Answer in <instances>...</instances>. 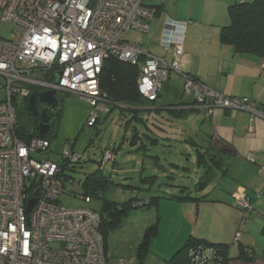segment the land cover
<instances>
[{
    "label": "built area",
    "instance_id": "2783aa9c",
    "mask_svg": "<svg viewBox=\"0 0 264 264\" xmlns=\"http://www.w3.org/2000/svg\"><path fill=\"white\" fill-rule=\"evenodd\" d=\"M157 12L145 0H0V21L12 22L21 32L17 40H4L0 52V80L5 81L0 88L6 91L0 100V264H108L110 258L99 211L60 202L67 181L73 180L65 181L62 162L51 157L52 142L41 135L27 140L17 134L18 99L28 105L29 95L52 89L57 97L79 96L92 107L86 118L92 126L107 108L99 81L104 61L115 56L140 64L138 88L146 98H157L176 72L185 93L209 112L228 108L261 113L248 97L227 96L186 73L183 40L173 35L162 39L165 55H156L125 38L130 30L149 32ZM173 22L186 24L170 17L166 24ZM61 154L70 163L83 159V153L73 150ZM103 156L100 167L114 159L109 149ZM236 198L241 217L247 219L251 197L243 191ZM31 199L35 203L28 213ZM235 235L240 242L241 232ZM191 259L194 264H221L209 249L193 250ZM114 264L126 262L120 258Z\"/></svg>",
    "mask_w": 264,
    "mask_h": 264
},
{
    "label": "crops",
    "instance_id": "0c3cea01",
    "mask_svg": "<svg viewBox=\"0 0 264 264\" xmlns=\"http://www.w3.org/2000/svg\"><path fill=\"white\" fill-rule=\"evenodd\" d=\"M231 1L221 0L218 11L212 13L206 10L199 16L193 11L182 12L178 8L168 12L164 0H161L156 4H161L162 8L158 9L150 26V29L154 30L153 35L147 38L144 33L136 32L129 39L131 42L147 46L156 55H165L161 45L162 39L173 35L183 40V66L186 73L227 96L248 97L252 100L251 105L261 112L256 115L248 109L232 111L228 108H213L209 112L197 105L196 110L186 117L174 118L177 122L179 119H187L190 124L199 126L198 134H193L194 131L188 132L185 127H177L176 133L172 134L168 132L169 126L174 123L177 126L178 123L174 118H168L166 108L181 101L194 99L183 90L184 80L181 74L172 73L170 80L164 83L160 95L156 98V105L148 106L153 110H161L159 115L165 120L162 125L167 126L162 137L183 138L189 141L188 139H193L192 135H199L200 140L194 139V146L201 144L203 150L210 148L219 159H224V165L216 166L213 178L203 188L194 186L197 194H192L193 190L189 186L182 187L196 199L176 200L170 196L186 193L164 192L157 204L148 208L151 211L150 221L141 225L135 239L141 243L149 225L160 218L158 233L152 237L147 249L148 254L151 253L155 257L153 264H169L167 259L174 256L191 236L206 238L213 243L229 244V264H264V171L261 170V165H264V58L250 53H237L232 46L222 43L219 39L221 26L230 21L227 9ZM169 17L181 22L186 21L187 24L184 26L173 22L167 26ZM167 58L171 57L168 55ZM142 110L145 111L146 107ZM155 114L156 111L146 114L147 119H154ZM87 116L88 114H85V118ZM183 123L182 121L181 124ZM186 135H189L188 138H185ZM194 146L189 148L192 150ZM195 170L198 183L202 177V168H198L196 164ZM243 191L253 202V210L247 219L241 217V210L237 205L236 195ZM136 192L143 199L153 197V194L149 195L145 190L141 192L137 189ZM128 193L129 197L133 195ZM127 197L125 200H128ZM128 216L122 226L114 231L125 227ZM239 231L242 234L241 242L254 250L253 262L238 258L241 247L235 241V233ZM108 237L109 235L107 239ZM107 252L110 253L108 264H114L119 256L116 252H111L108 240Z\"/></svg>",
    "mask_w": 264,
    "mask_h": 264
},
{
    "label": "rangeland",
    "instance_id": "374dc122",
    "mask_svg": "<svg viewBox=\"0 0 264 264\" xmlns=\"http://www.w3.org/2000/svg\"><path fill=\"white\" fill-rule=\"evenodd\" d=\"M145 1L152 4L161 2V0ZM235 1L242 2L243 0H233L232 2L234 3ZM220 2L221 0H164V5L168 12L178 8L182 12L193 11L195 14L201 16L206 10H210L212 13L215 10L218 11ZM150 30L149 33H145L147 38L151 37L154 33L152 28ZM136 32L130 30L125 38L131 39ZM20 34L21 32L17 30L16 25L12 22L0 21V52L4 40H17ZM148 49L150 50V48ZM35 76L43 78L46 74L37 73ZM0 83L3 85L5 81L0 80ZM57 95L59 100L61 99L60 103L62 104L63 111L59 119V128L56 129L54 127L52 131L53 135L57 134V136L52 140V144H50L52 149L51 157L60 159L63 150H73L75 153H83V158L87 159L86 161H82V163L76 164L73 168L70 167V170H66V173L74 178L72 182L67 181L65 192L59 198L61 203L70 207H85L96 210L101 208L103 201L100 198L94 197L91 202H87L81 197L82 193H84L83 191H85L83 185L84 179H86L88 173L98 168L105 148L114 149L115 147L117 148L114 153L116 159L115 165L112 164V160H109L103 169V172L114 181L104 190L107 198L115 200V202H122L126 196H130L128 189H138L141 192L145 190L149 195H152L154 192V194L162 196L164 192L166 194L181 193L183 186H189L193 190L192 194L195 193L194 186L199 179L196 178L198 175L195 173L196 151L193 148L192 150L189 148L192 147L190 146L191 142L185 141L183 138H160L156 136L158 142L154 143L150 138H155V133L162 136L164 132H161L162 128L157 127H154L155 133L148 130L145 124L148 112L144 111L140 115L144 117L145 122L134 119L128 122L131 118L130 112H122L120 107H115L108 117L103 119V113L107 112L109 105H106L107 108H104L105 110H100L102 111L100 112L102 123H99L98 127H90L86 124L87 119L85 118V114L89 116L92 107L89 106L87 101L72 94L64 95L63 93H58ZM5 96V89L0 88V100H4ZM16 107L19 123L25 122L30 116L25 113V102L22 99H18ZM174 120L176 121L175 118ZM182 121L184 122L183 124H181ZM182 121L179 119L178 122L176 121L178 123L177 126L175 123L169 126L168 132L173 134L178 130L177 127H185L188 132L194 131L193 134H198L197 129L199 126L190 124V121L187 119ZM163 128L167 129V126H163ZM135 130L139 132L140 137L136 140L137 144L133 145L130 140L133 139ZM66 134L68 135L65 136ZM188 136L186 135L185 138H188ZM192 138L197 141L200 140L199 135H192ZM73 140L75 142L72 145L70 143ZM142 144L147 147L146 150L139 149V146ZM119 146L121 147L119 148ZM154 155H158L159 158L155 159ZM151 174L157 177L153 183ZM149 190L151 192H148ZM134 192L136 191H132V193ZM198 194L200 193L198 192ZM150 213L151 211L144 209V207L133 209L127 217L125 227L109 234L107 239L109 248L111 252L117 253L116 255L119 256L117 259L122 258L128 264H153L152 262L155 260V257L151 253L147 254L143 262L138 259L136 250L140 241L135 239L141 225L144 222L148 223L150 221ZM150 250L154 251L153 248H150Z\"/></svg>",
    "mask_w": 264,
    "mask_h": 264
},
{
    "label": "trees",
    "instance_id": "16d2710c",
    "mask_svg": "<svg viewBox=\"0 0 264 264\" xmlns=\"http://www.w3.org/2000/svg\"><path fill=\"white\" fill-rule=\"evenodd\" d=\"M233 1V0H232ZM230 2L228 6V15L230 17V21L221 26L219 39L222 43L232 46L234 51L240 54L250 53L254 55H258L261 58H264V0H243ZM158 9L162 8V5L156 4ZM140 64H132L131 62L120 60L118 57L110 56L108 59L104 61L103 70L100 74V88L103 93L106 94L107 104L109 105V111L103 113V119L108 117V115L115 109V107H120L122 112H130L131 118L128 120L130 122L132 119L136 121H143L144 117L140 116L144 112L142 110L143 107H146V112L149 113L156 111L154 119L149 117L147 122H145L148 130L152 132L155 131L154 127L162 128L161 132H164L166 128H163L162 125L165 120H163V116L159 115L161 113L160 109L154 110L148 106H155L156 98H146L140 92L138 88V78L140 75ZM197 78V77H195ZM61 100V99H60ZM25 102V109H26ZM197 102L195 100H185L184 102H178L166 108V112L169 119H173L174 117H186L189 113L196 110ZM142 107V108H140ZM25 113L28 114L27 109ZM62 115V114H61ZM97 121L93 127H98L99 123H102V119L97 117ZM151 118V122H150ZM40 117L38 116H29L27 120L19 123V127L17 129V134H19L24 139H29L32 136L40 135L38 133L37 127L40 123ZM127 122V123H128ZM60 120L58 119L55 126L52 127L50 133L46 136L51 142L57 136V134L53 135V128H59ZM164 124V123H163ZM90 126V127H92ZM155 133V132H154ZM146 134V133H144ZM147 135V134H146ZM162 138L161 135L155 133V138H150L152 142L157 143V137ZM140 137V134L137 130L133 134V139L130 140L131 144L136 145L137 139ZM149 137V136H148ZM75 140V139H74ZM73 140L72 144L75 142ZM192 146H194V139H188ZM121 146H119L120 148ZM213 148V147H212ZM111 150L114 155V159L111 161L112 164L115 165V152L117 148H107ZM139 149L146 150L147 147L145 145L139 146ZM194 150L196 151V159L195 164H197L198 168H202V177L200 181L195 184V187L201 189L211 179L213 178V171L216 166L224 165V159L217 157L218 155L212 153L210 148H205L203 150V146L200 144L198 146H194ZM106 151V148H105ZM60 162H62L63 171L62 173L65 175V181L69 178H74L73 176L66 173V170L70 167H75L76 164L82 163V161H86L87 159L83 158L82 160L76 163H70L66 157L60 155ZM154 158H159L158 155H154ZM104 156L102 153V158L100 159L98 168L93 170L92 172L86 175V179L84 182L85 191L82 193L81 197L86 200V198H90L91 202L94 197L100 198L103 203H101V208L96 210L99 211L101 216L100 229L104 235V240L106 242L107 248V235L111 231L116 230L122 226L123 221L128 213H130L133 209L143 208L150 209V207L155 206L158 200L161 198V195L154 194L153 197L149 199H143L139 197L134 192L128 200H124L122 202H115V200L109 199L105 195V191L109 184L114 182L109 175H106L103 172L105 165L101 166L103 162ZM157 163V161H156ZM152 183L157 178L156 175L151 174ZM186 187V186H183ZM134 188V187H133ZM148 189V188H146ZM144 190V189H142ZM186 189L183 188L181 190L184 193ZM137 191L128 189V192ZM171 198L177 199H196L190 195V192L186 195L177 194V196H170ZM93 209V208H92ZM159 217L152 225H149L148 229L145 232L144 237H142L143 241L139 244L137 248V256L140 261L146 258L150 246V242L152 237L156 236L159 230ZM237 245L241 247V252L238 258H243L248 261L253 262L255 260L254 250L245 246L241 241L237 242ZM212 250L217 253L218 259L221 261V264H229L230 262V247L229 244L225 243H213L207 240L206 238H197L195 236H191L186 243L180 248V250L175 253L170 259H167L169 264H194L191 259L193 250Z\"/></svg>",
    "mask_w": 264,
    "mask_h": 264
},
{
    "label": "water",
    "instance_id": "95a60500",
    "mask_svg": "<svg viewBox=\"0 0 264 264\" xmlns=\"http://www.w3.org/2000/svg\"><path fill=\"white\" fill-rule=\"evenodd\" d=\"M60 78V73H56L54 80L58 81ZM56 91L55 90H47V91H38L35 93H32L29 95L28 99V105L26 107L27 112L31 116H36L40 117V123L37 127L38 133L41 136L46 137L53 126L57 123V117H60L63 107L62 104L60 103L59 98L55 95ZM41 101L43 102V105L37 106V102ZM55 107L56 112L54 114L53 119H50V115L48 114L49 108L47 107ZM35 203V199H31L29 202V205L27 206V212L30 213L31 209L33 208V205Z\"/></svg>",
    "mask_w": 264,
    "mask_h": 264
},
{
    "label": "flooded vegetation",
    "instance_id": "af4514ba",
    "mask_svg": "<svg viewBox=\"0 0 264 264\" xmlns=\"http://www.w3.org/2000/svg\"><path fill=\"white\" fill-rule=\"evenodd\" d=\"M40 105H43V102H41V101H38L37 102V106H40ZM47 108H49V111H48V114L50 115V119H53V117H54V114H55V112H56V108L54 107H52V108H50L49 106L47 107ZM51 109H52V111H51ZM54 110V111H53ZM36 116H38V115H36ZM61 116V115H60ZM58 119H60V117H57V121H58Z\"/></svg>",
    "mask_w": 264,
    "mask_h": 264
}]
</instances>
